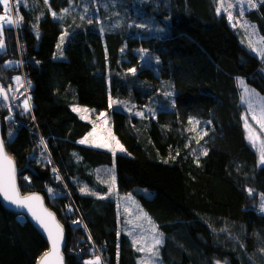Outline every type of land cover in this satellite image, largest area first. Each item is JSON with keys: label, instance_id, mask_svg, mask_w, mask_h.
Instances as JSON below:
<instances>
[{"label": "trees", "instance_id": "1", "mask_svg": "<svg viewBox=\"0 0 264 264\" xmlns=\"http://www.w3.org/2000/svg\"><path fill=\"white\" fill-rule=\"evenodd\" d=\"M253 1L245 17L264 42V0ZM216 3L49 0L51 10L19 6L16 26L0 31L2 138L18 169L33 172L19 176L22 194L41 193L64 225L66 264L140 259L94 178L101 167L112 168L118 193L134 196L159 230L161 264H264V165L246 141L238 87L241 79L264 94V60ZM136 50L150 52L155 67L129 72ZM110 98L145 113L113 110ZM77 106L107 111L127 155L80 144L92 125ZM76 182L102 197L81 194ZM46 249L0 205V264H35Z\"/></svg>", "mask_w": 264, "mask_h": 264}, {"label": "rangeland", "instance_id": "2", "mask_svg": "<svg viewBox=\"0 0 264 264\" xmlns=\"http://www.w3.org/2000/svg\"><path fill=\"white\" fill-rule=\"evenodd\" d=\"M12 4V14L10 16L7 11L4 10V5L0 4V15L5 16L4 21H0V31L3 26H16V19L21 17L19 11L16 12L19 6L25 7H41L50 9L49 0H10ZM216 11L218 14H224L229 20L230 25L238 29L241 33L242 39L246 46H250V49L261 59L264 60V42L258 34V30L255 24L249 22L245 14L256 7L255 1L253 0H216ZM98 9L105 11L107 6L105 3L100 2ZM51 10V9H50ZM15 14V18H14ZM51 16L54 17V13L51 12ZM40 17V16H39ZM38 17V18H39ZM13 21L11 25L7 23V20ZM147 24V23H145ZM252 24V25H251ZM143 29L145 26L137 23ZM158 31L159 28L156 27ZM151 30V29H149ZM67 40V33L61 34L59 41L56 45L55 58L59 60L65 59L64 46ZM124 51V49H123ZM124 53V52H123ZM137 56L138 65L135 72L141 68H154L157 64V59L146 50L134 51ZM125 60V58L123 59ZM129 72L132 69H128ZM22 86V85H21ZM240 91V101L244 108L243 114V126L246 141L249 143L251 148L255 151L258 164L261 163V149L264 144V129H261V122L264 121V94H259L252 88L247 86L241 79L238 82ZM24 92V88H22ZM24 96H26L24 94ZM126 102V101H125ZM125 102H118L110 98L109 108L113 110H120L128 114H140L145 113L144 109H138L134 105L126 104ZM73 109L82 120L89 122L92 125V130L87 134V141L80 143L84 146L105 150L112 153H118L127 155L124 147L118 142L116 137L113 135L109 115L107 111L97 112L91 108L84 106H77ZM87 111H84V110ZM85 137V138H86ZM85 138L83 140H85ZM96 144H103L104 147H96ZM123 149V150H121ZM94 178L103 187L107 189V194L110 195L116 202V208L119 221V232L125 234L133 247L140 253V259L138 264H161L157 255L156 249L162 243L163 238L155 224L148 217L147 213L141 208L134 196L131 194H119L117 191L115 175L110 167L97 168L93 172ZM78 191L83 195H89L94 198H101L94 189L87 186L85 183L76 182ZM87 189V191H82ZM50 193V192H49ZM264 213V211H261ZM159 240L160 243H156Z\"/></svg>", "mask_w": 264, "mask_h": 264}, {"label": "water", "instance_id": "3", "mask_svg": "<svg viewBox=\"0 0 264 264\" xmlns=\"http://www.w3.org/2000/svg\"><path fill=\"white\" fill-rule=\"evenodd\" d=\"M0 142L4 145V153L7 157V160H10L11 163L9 164L7 160L0 159V171L3 172H14V183L16 193L20 198L25 197H39V201H29L28 203L32 207L33 211H35L38 215L44 216L47 220L49 226L53 230V234H57L56 225H59V229L62 230L61 239L58 242V249L53 250L52 241L49 239V234L44 230L43 227L39 226L36 219L33 217L32 213L28 211L27 208L24 207H17L14 204L9 203L8 201L3 199V196L0 195V205L1 207L18 217H22L23 221H27L30 226L34 229V231L42 238V240L46 243L47 249L39 256L35 264H66L65 260V245H66V234L64 225L59 221L56 214L48 208L44 196L39 192H31L28 194H22L20 187H19V176L23 173L29 171L31 173V168L28 167V164H25L22 168L18 169L15 160L7 153L4 140L2 138V125L0 121ZM51 214V217L46 216L45 214Z\"/></svg>", "mask_w": 264, "mask_h": 264}, {"label": "snow or ice", "instance_id": "4", "mask_svg": "<svg viewBox=\"0 0 264 264\" xmlns=\"http://www.w3.org/2000/svg\"><path fill=\"white\" fill-rule=\"evenodd\" d=\"M0 4H3L6 11H10V5L9 0H0ZM6 19L5 16L0 15V21H4ZM7 23L11 25L13 23L12 20L8 19ZM0 47H3V42L0 41ZM131 71L135 72V69H132ZM25 108H28L27 101H25ZM74 111H78V109H73ZM84 111H87L86 109ZM261 129H264V121L261 122ZM87 141V137L85 140L80 141V143H85ZM43 143V141H41ZM96 147H104L103 144H96ZM123 150V149H121ZM207 154L206 152L204 153ZM0 159L7 160V157L4 153V145L2 142H0ZM7 162L10 164L11 161L7 160ZM261 163H264V144H262L261 149ZM82 191H87V189H82ZM0 195L3 196V199L8 201L11 204L16 205L17 207H24L27 208L29 212L32 213L33 217L38 222L39 226L43 227L46 232L49 234V239L52 241L53 244V250L58 249V242L61 239L62 236V230L59 229V225H56L57 234H53L52 228L49 226L47 220L44 216L38 215L35 211H33L32 207L28 203L29 201H39V197L33 196V197H25L20 198L18 194L16 193L15 189V183H14V172H3L0 171ZM261 211H264V205L261 207ZM48 217H51V214H45ZM156 243H160L159 240L156 241Z\"/></svg>", "mask_w": 264, "mask_h": 264}, {"label": "built area", "instance_id": "5", "mask_svg": "<svg viewBox=\"0 0 264 264\" xmlns=\"http://www.w3.org/2000/svg\"><path fill=\"white\" fill-rule=\"evenodd\" d=\"M9 5H10V11H7V14L10 16V14H12L13 10H12V4L11 1L9 0ZM19 222H23V218L22 217H18Z\"/></svg>", "mask_w": 264, "mask_h": 264}, {"label": "crops", "instance_id": "6", "mask_svg": "<svg viewBox=\"0 0 264 264\" xmlns=\"http://www.w3.org/2000/svg\"><path fill=\"white\" fill-rule=\"evenodd\" d=\"M89 133H90V132H89ZM86 136H87V135H86ZM86 136H85V137H86ZM85 137H84V138H85ZM84 138H83V139H84Z\"/></svg>", "mask_w": 264, "mask_h": 264}]
</instances>
